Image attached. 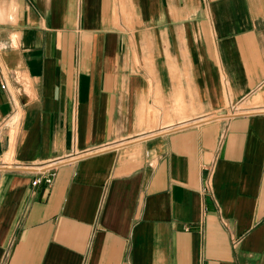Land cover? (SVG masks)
I'll use <instances>...</instances> for the list:
<instances>
[{
    "label": "crops",
    "instance_id": "obj_1",
    "mask_svg": "<svg viewBox=\"0 0 264 264\" xmlns=\"http://www.w3.org/2000/svg\"><path fill=\"white\" fill-rule=\"evenodd\" d=\"M1 41L0 264H264V0H0Z\"/></svg>",
    "mask_w": 264,
    "mask_h": 264
},
{
    "label": "built area",
    "instance_id": "obj_2",
    "mask_svg": "<svg viewBox=\"0 0 264 264\" xmlns=\"http://www.w3.org/2000/svg\"><path fill=\"white\" fill-rule=\"evenodd\" d=\"M1 87L7 88V83L4 79H2L1 81ZM57 163L58 161H53V162L46 164V166H39L40 168H37L38 174L31 182L32 185H36L40 183L41 181H45L47 185L51 184L53 182V177L55 175V169H56ZM205 188L210 189L209 181H207Z\"/></svg>",
    "mask_w": 264,
    "mask_h": 264
},
{
    "label": "rangeland",
    "instance_id": "obj_3",
    "mask_svg": "<svg viewBox=\"0 0 264 264\" xmlns=\"http://www.w3.org/2000/svg\"><path fill=\"white\" fill-rule=\"evenodd\" d=\"M8 46L5 42H0V54L2 51L5 50V48ZM14 68H8L6 67L3 62L0 60V76L1 79H4L6 83H8V79L12 78L16 83H19L20 78L18 77V74L14 71Z\"/></svg>",
    "mask_w": 264,
    "mask_h": 264
}]
</instances>
